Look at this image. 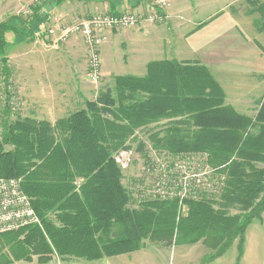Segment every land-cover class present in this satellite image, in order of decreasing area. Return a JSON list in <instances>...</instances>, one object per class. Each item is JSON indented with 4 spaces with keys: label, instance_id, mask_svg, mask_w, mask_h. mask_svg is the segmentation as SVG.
<instances>
[{
    "label": "trees",
    "instance_id": "obj_1",
    "mask_svg": "<svg viewBox=\"0 0 264 264\" xmlns=\"http://www.w3.org/2000/svg\"><path fill=\"white\" fill-rule=\"evenodd\" d=\"M50 5L51 0H37L28 13L0 24L6 81V33L34 39L40 32L45 38L47 31L41 28L51 17ZM164 118L171 120L157 144L172 154L203 151L213 165L224 166V198L229 205L238 203L241 214L227 216L206 199L192 201L185 218H179L175 201L129 207L114 152L137 129ZM0 176L21 178L41 219V225L20 229L18 237L0 239L3 247L25 234L18 258L33 241L47 238L51 251L89 260L132 252L155 234L176 232L180 242L217 233L229 244L239 236L242 246L248 226L264 211V104L256 118L242 115L225 104L220 84L205 65L153 61L146 76H117L115 94L101 93L54 124L30 118L6 122L0 139Z\"/></svg>",
    "mask_w": 264,
    "mask_h": 264
},
{
    "label": "rangeland",
    "instance_id": "obj_2",
    "mask_svg": "<svg viewBox=\"0 0 264 264\" xmlns=\"http://www.w3.org/2000/svg\"><path fill=\"white\" fill-rule=\"evenodd\" d=\"M36 1L0 0V24L6 22L11 16L28 13L29 7ZM55 1L57 0H51V5L49 6L51 17L41 28V32L47 31L44 37L52 38V36L57 34L55 41L57 38L59 41H67L71 36H79L85 45L81 34H66L69 27L76 22L85 21L93 15H109L113 12L121 14L130 11L140 16L142 23L136 28L116 29L114 31H125L124 35H128L129 31L139 29L144 23H151L155 27V33L163 35L161 60L175 57L180 50L184 49L180 39L186 33L195 35L200 31L205 32V30L211 29L212 39L215 40L217 35H219L217 32L218 25L220 27L225 26L227 34L226 50L228 52L233 51L235 53V50L241 47L242 51H250V55H253L255 51L259 53L261 55L259 61L262 55L264 58V0H166V5L163 7H160L155 0H65L59 5H55ZM155 12L160 17L148 21L147 19ZM51 30L53 33L50 32ZM40 34V32H37L34 39H19L12 33H6L9 43L6 55L9 77L7 81L4 79L3 61L0 57V139L6 122H14L26 118L36 121L45 120L34 115L38 109L41 111V100L26 101L20 92L21 80L32 76V72L39 68L44 61L41 49L43 44L37 41V39H41ZM109 36H107L104 43L109 40ZM235 36L243 40V43L234 42ZM118 41L121 47L123 63L126 66L130 62L138 63L136 61L137 54H135L137 48L130 42H126L127 40L124 38ZM64 44H59V46ZM85 59H87L86 56ZM209 70L215 78L211 68ZM79 73L81 84L87 90L90 98L89 100L84 95L81 96L84 100L80 101V105L84 104L85 107L87 101L96 100L101 93L109 91L115 94L116 77L121 76L114 73L110 77H104L101 72L99 81L92 82L88 78L87 72ZM223 75V84L217 78L215 79L225 94V104L233 107L242 115L256 118L264 104V66L258 70L251 68L248 72L245 69H236L234 74L230 69H225L223 70ZM231 78L234 79V82L248 83L250 92L232 94L233 96L230 95L231 98L228 97L226 89L231 88L228 86L233 82ZM29 113H31V116L34 115V117H30ZM170 120L169 118H164L137 129L126 145L119 149L132 148L135 150V156L139 159L129 170L122 172V184L130 196L129 207L138 209L141 205L143 206L149 202L175 201L179 206V218H185L190 212V203L192 201L199 202L206 199V202L208 201L214 210H222L227 216L241 214L243 211L238 203L229 205L224 198L226 182L223 191L218 196L206 195L201 199H188L183 203L177 200L160 199L142 201L140 203L135 202L130 186L134 179L143 176L147 160L154 161L159 157H164L166 153H170L156 142L157 138L164 135L169 127L168 123ZM6 148H9V146H6ZM213 166L216 167L215 165ZM220 167L226 174L227 181V171H225L224 166ZM19 233L20 230L2 233L0 234V239L5 241L6 238L12 236L18 237ZM24 237L25 234H22L19 238H14L10 245L4 244L3 247L2 242L0 243V248L3 249L2 253L5 254L0 260L1 264H93L96 261L73 255H59L51 251V241L48 238L33 241L29 246V250L18 258L17 254L21 252L20 241ZM241 242V238L238 236L229 244H226L228 243L227 238L225 237L221 240L217 233H211L207 237L192 242H180L177 232L171 235L155 234L151 239H147L140 249L114 255L110 260H112V264H118L121 261H124V264H264V211L261 219L254 220L248 226L242 246ZM99 264H105V262Z\"/></svg>",
    "mask_w": 264,
    "mask_h": 264
},
{
    "label": "crops",
    "instance_id": "obj_3",
    "mask_svg": "<svg viewBox=\"0 0 264 264\" xmlns=\"http://www.w3.org/2000/svg\"><path fill=\"white\" fill-rule=\"evenodd\" d=\"M218 26L217 32L219 35H217L215 40L212 39L211 29L205 30V32L200 31L195 35H188L187 33L182 35L180 40L181 44L184 45V49L180 50L175 57L167 58L166 60L203 64L211 68L215 78L222 84L224 83L222 80L224 76L223 70L225 69H230L234 74L236 69H245L248 72L251 68L258 70L264 66L263 55L259 61L261 55L256 51L253 52V55H250V51H242V48L239 47L235 50V53L233 51L228 52L226 50L227 34L225 26ZM124 32H109V40L100 47L103 59L102 74L104 77H110L114 73L115 75L146 76L149 63L162 59L160 55L163 53V35L155 33L154 25L146 22L139 29L129 31L128 35H124ZM56 35L52 36V38L46 36L45 38L37 39L44 46L41 48L44 61L39 68L32 72L33 77L29 76L27 79L25 77L21 80L20 89L26 101L41 100V111L38 109L34 115L51 123L67 117L74 111L85 108L84 104L80 105V101L84 100L81 97L82 95L90 100L87 90L84 89L79 77V72H87L88 75L85 45L79 36H71L67 41H59L57 38L55 41ZM122 38L137 48L135 54H137L136 61L138 63L130 62L127 66L123 63L121 47L118 41ZM234 40V42L243 43V40L236 36ZM63 43L65 44L59 46V44ZM39 73L40 75H38ZM233 78H231L233 82L228 85L231 88L226 89L228 97L232 94L250 92L248 83L234 82ZM31 113H29L30 117H34V115L31 116ZM112 257L114 256L104 257L96 260L93 264L101 262L112 264V260H110ZM124 263V261H121L118 264Z\"/></svg>",
    "mask_w": 264,
    "mask_h": 264
},
{
    "label": "built area",
    "instance_id": "obj_4",
    "mask_svg": "<svg viewBox=\"0 0 264 264\" xmlns=\"http://www.w3.org/2000/svg\"><path fill=\"white\" fill-rule=\"evenodd\" d=\"M165 1L155 0L160 7L166 5ZM159 17L155 12L147 20ZM141 23L140 16L127 11L119 15H93L68 28L66 34L77 33L83 36L90 81L98 82L101 77L103 60L100 47L108 33L116 29L136 28ZM50 32L53 33L52 30ZM135 154L132 148L114 153V159L122 172L139 161ZM145 166L143 176L134 179L130 186L136 203L153 199L183 203L206 195L218 196L225 187L226 174L222 167H214L209 155L203 151L166 153L154 161L147 160ZM30 225H41V219L33 207L31 197L22 188L21 178L0 176V234Z\"/></svg>",
    "mask_w": 264,
    "mask_h": 264
}]
</instances>
